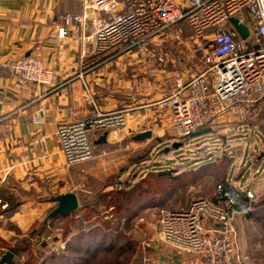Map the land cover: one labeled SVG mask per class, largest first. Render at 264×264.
<instances>
[{
	"label": "built area",
	"instance_id": "built-area-1",
	"mask_svg": "<svg viewBox=\"0 0 264 264\" xmlns=\"http://www.w3.org/2000/svg\"><path fill=\"white\" fill-rule=\"evenodd\" d=\"M82 14L64 13L68 23L82 24L89 11L96 14L92 48L82 54L79 78L121 53L142 48L148 40L167 35L176 24L189 25L195 52L203 66L167 70L171 87L157 103L169 109L170 128L176 140L193 136L214 122L233 119L257 122L264 128V0H83ZM106 14L107 20L102 15ZM238 18L249 29L243 38L230 18ZM61 28L53 36L63 37ZM179 37V35H177ZM0 64H3L0 60ZM17 84L51 82L53 70L33 56H21L10 63ZM92 113L83 118L60 121L55 134L67 165L94 158L92 134L127 129L130 108L101 110L85 84ZM38 117H37V119ZM145 131V130H144ZM143 131V132H144ZM255 196L251 190L237 189L218 182L213 197H199L187 207L162 209V238L178 248L171 264H251L250 255L238 244L237 220L252 211ZM7 204H3L6 207ZM65 248L62 242L54 251Z\"/></svg>",
	"mask_w": 264,
	"mask_h": 264
},
{
	"label": "crops",
	"instance_id": "crops-1",
	"mask_svg": "<svg viewBox=\"0 0 264 264\" xmlns=\"http://www.w3.org/2000/svg\"><path fill=\"white\" fill-rule=\"evenodd\" d=\"M178 1L188 3V0ZM83 11V0H0L1 62L10 63L29 55L53 70L50 83L33 82L28 88H22L11 68L0 64V259L9 247L4 245L17 241L16 237H11L14 233L10 229L25 233L37 223H41L35 227L40 229L37 234L52 229L53 222L42 225L52 208L43 195L73 190L68 185L74 181L77 168L67 165L55 131L60 121L92 113L94 106L86 99L85 84L101 110L127 107L132 115L127 129L111 130L106 143H96L103 132L93 133L95 152L100 154L110 149L111 144L123 141L126 148H133L136 142L144 140L138 138L143 129L152 131L153 136L160 138L159 142L164 141L162 137L167 131L172 135L169 109L157 103L171 87L165 78L167 66L161 57L158 60L162 62L157 64L146 51L128 50L88 73L85 81L79 78L82 54L92 48L96 14L90 10L82 24L68 23L61 15L82 14ZM102 17L107 20L108 16L103 14ZM63 27L67 29L65 36H53ZM120 144L117 150L123 149ZM85 174L88 177L99 175L91 168ZM225 183L234 187L227 179ZM121 186V180L106 182L103 192ZM14 200L19 204L12 210L8 202ZM71 235L65 239L54 235L56 245L67 244ZM238 244L245 252L239 240ZM25 261L26 254H14L13 263L24 264Z\"/></svg>",
	"mask_w": 264,
	"mask_h": 264
},
{
	"label": "rangeland",
	"instance_id": "rangeland-1",
	"mask_svg": "<svg viewBox=\"0 0 264 264\" xmlns=\"http://www.w3.org/2000/svg\"><path fill=\"white\" fill-rule=\"evenodd\" d=\"M191 36L189 25L180 22L167 35L155 37L147 46L136 50L150 53L157 64L162 62L158 60L161 57L167 70L188 68L191 73H196L203 62L202 56L195 52ZM262 117L254 123L233 119L214 122L209 126V132L182 140L174 139L167 131L162 137L164 141L159 142L160 138L154 135L136 142L137 146L133 148H126L123 141L121 144H111L110 149L100 154L94 151L93 159L75 164L76 176L68 185L79 196L78 211L73 215L56 218L52 221V229H44L41 234H37L40 229L35 228L41 223L25 233L10 229L14 233L11 237H16L17 241L7 242L4 246L24 247L27 244L25 240L31 239L35 253L40 254V261L46 258L49 260L52 254L65 251L77 264H171L169 259H177L180 254H176L177 247L161 236L162 209L187 207L199 197L211 198L217 183H225L227 179L237 189L249 188L253 191L255 200L252 211L239 217L238 240L250 255L251 264H264ZM174 141L182 142V146L174 148ZM119 144L122 150H117ZM89 168L99 175L88 177L85 171ZM119 180L122 181L119 189H126V184H140L142 187L134 189L140 192L143 187H147L152 193L129 219H123L114 207L118 192H103L106 182ZM155 185L159 187L156 195L152 188ZM36 196L39 195H28ZM48 196L43 195L44 198ZM51 205L53 208L56 203L51 202ZM80 232L84 233L83 237ZM71 233V237L78 235L85 241L75 239L70 249L66 250L68 244H65L64 249L54 251V235L65 239ZM48 264L64 263L54 259Z\"/></svg>",
	"mask_w": 264,
	"mask_h": 264
},
{
	"label": "trees",
	"instance_id": "trees-1",
	"mask_svg": "<svg viewBox=\"0 0 264 264\" xmlns=\"http://www.w3.org/2000/svg\"><path fill=\"white\" fill-rule=\"evenodd\" d=\"M127 185L126 189H119L118 187L113 188L111 191L112 193H114V191L118 192V196L115 201L116 206L115 209L117 212H119L120 214H122L123 219H129L131 218L135 213V211L139 208L140 204L142 202H144L146 199H148L149 195H152V193H150V189L147 187H143V190H141L140 192L137 191V189L134 188H140L142 187V185H137L135 186L133 185ZM153 188V194H157L159 192V187H157L155 185V187ZM109 191V192H111ZM111 197V195H110ZM18 203L17 200L10 201L8 202V208L12 209L16 206V204ZM112 203V201H110V204ZM19 204V203H18ZM250 214V213H249ZM84 233L80 232V235L83 237ZM68 234H66L67 236ZM82 240L83 242L85 241V239H80L79 236L77 235H73L69 242L67 243V248L66 250L70 249L71 247H73V245L75 244L76 240ZM75 240V241H74ZM25 243H27L24 247L18 246V247H9V249L14 252V254H26V261L24 264H48L50 261H53L54 259H59L60 262L64 263V264H77V262H75L76 260L74 258H72L71 256H69V254L67 252H64L62 254H52L50 259L48 260L47 258L44 259V261H40L38 256L35 254V245H33V241L31 239H27L25 240ZM72 258V259H71ZM16 264V263H13Z\"/></svg>",
	"mask_w": 264,
	"mask_h": 264
},
{
	"label": "water",
	"instance_id": "water-1",
	"mask_svg": "<svg viewBox=\"0 0 264 264\" xmlns=\"http://www.w3.org/2000/svg\"><path fill=\"white\" fill-rule=\"evenodd\" d=\"M230 22L237 28L243 38H246L249 34L248 27L241 23L238 18L231 17ZM210 131V127H206L196 131L193 135H200ZM110 134L109 130L103 132L101 137L96 141V143H106L108 141V136ZM153 136L152 131L142 132L138 138L145 139L151 138ZM172 146L174 148H179L182 146V142L174 141ZM50 202H55L56 205L49 211L45 217L42 225H47L56 218L62 216L66 217L73 215L80 208L79 196L75 191L60 192L57 194H51L45 198ZM14 262V252L7 250L0 259V264H13Z\"/></svg>",
	"mask_w": 264,
	"mask_h": 264
}]
</instances>
